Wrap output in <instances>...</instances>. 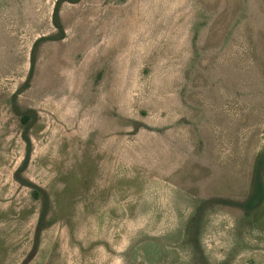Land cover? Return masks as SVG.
Wrapping results in <instances>:
<instances>
[{
  "label": "rangeland",
  "instance_id": "1",
  "mask_svg": "<svg viewBox=\"0 0 264 264\" xmlns=\"http://www.w3.org/2000/svg\"><path fill=\"white\" fill-rule=\"evenodd\" d=\"M57 1L0 0V264H264V0H59L33 51Z\"/></svg>",
  "mask_w": 264,
  "mask_h": 264
},
{
  "label": "trees",
  "instance_id": "2",
  "mask_svg": "<svg viewBox=\"0 0 264 264\" xmlns=\"http://www.w3.org/2000/svg\"><path fill=\"white\" fill-rule=\"evenodd\" d=\"M59 0L57 1V3L55 4V7H54V11H53V16H52V23H53V26L55 27V29L58 31V35L57 36H54L53 38H48V39H39L37 40L34 45H33V51L38 47V45L45 41V40H53V41H56V40H62L64 38V31H63V28H62V25H61V22H60V18H59ZM32 51L31 53V63H30V71H29V76H28V79H30V76H31V73H32V70L34 68V52ZM30 113V111L22 114L21 116V123L26 126L27 122L29 121L30 119V115L28 114ZM23 141L25 143V148H26V151H25V157L23 159V162H22V165L20 166V168L16 171L15 173V180L23 185V186H26L28 188H30L31 190V196L34 200H39L41 198V195L44 196V192L42 189H40L39 187H37L36 185L30 183L29 181L25 180L20 174L25 170V168L27 167L28 165V162H29V159H30V155H31V150H32V144H31V141H30V138L27 134V129H25V132L23 133ZM259 195H256L255 198H258ZM45 198V197H43ZM44 201L46 202V198L44 199ZM256 204V200L253 199L251 202H250V205L248 207H254Z\"/></svg>",
  "mask_w": 264,
  "mask_h": 264
}]
</instances>
